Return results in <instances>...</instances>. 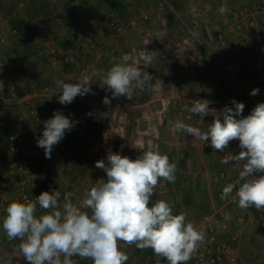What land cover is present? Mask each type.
<instances>
[{
  "label": "crops",
  "instance_id": "obj_1",
  "mask_svg": "<svg viewBox=\"0 0 264 264\" xmlns=\"http://www.w3.org/2000/svg\"><path fill=\"white\" fill-rule=\"evenodd\" d=\"M65 2L63 7L68 8V11L63 15L67 18V26L74 24L68 17H71V11L75 10L78 14L77 23L85 30L87 13H82V1ZM49 8L43 0H0V35L4 37V41L0 43V58L4 65V72L0 76L4 83L3 91H0V193L10 189L14 193L17 192L23 180L12 168L13 164L19 162V158L6 150L5 126H17L27 136L34 132L42 136V121L51 118L56 110L69 116L77 124L78 115L92 94L77 96L72 103H77L79 110L68 113L66 105L58 102V82L75 83L84 74L90 75L96 70L105 72L106 69L101 61L93 58L94 55L87 46L86 42L90 41L86 37L88 31H84L83 36L80 35L81 32L63 35L66 21L63 25L59 18H45ZM256 8L264 9V0H235L228 16L224 14L219 18L220 33L213 37L216 42L214 52L203 46L205 52L201 51V54H198V51L191 56L185 54L186 61L184 60L177 73L173 74L174 92L168 97L165 113L167 144L169 153L177 158L179 185L189 191L188 195L181 197V203L193 202L192 205L197 208L186 212L188 220L193 222L198 230L207 234L206 242L187 264H219L212 263L211 258L221 249L220 255L223 259L225 248L230 249L239 264H264V226L260 225L264 222V212L255 207L247 210L239 208L235 190L227 199L218 197L223 187L234 182L241 171L244 161L221 163L225 155L239 153V141H231L223 152L214 151L210 142L202 145L191 135L173 132L171 127L172 123L179 119L202 130L206 129L213 116L202 118L193 115L191 120L186 119L190 114L185 110V106L190 107L195 99L211 101L209 107L218 111L225 106L234 108L232 100L242 102L245 105L242 113L244 116L250 114L257 103L264 102V11L257 14L254 12ZM219 10L226 11V8L221 7ZM242 10L248 12L240 17L241 21L255 19L256 25L250 29L236 31L233 13ZM45 21L50 22L57 33L49 35L51 31H41ZM11 24L20 27L24 35L20 42L10 35ZM44 32L48 35L41 34ZM62 41L73 48L70 61L66 63L63 56L59 55V49L54 48L56 43ZM236 61L242 63L244 75L234 76L227 71V67ZM256 63L257 69L254 68ZM258 73L262 74L261 81L252 82L253 76ZM91 84L92 91L103 88L96 78L91 80ZM255 88L259 89V93L250 95ZM73 130L74 127L70 135ZM57 146L58 144L54 146L50 159L45 158L44 149L39 148L52 170L57 168L56 151L60 152ZM1 175L5 176L4 179ZM54 185L53 182H48L45 191H53ZM232 197L236 199L234 203ZM3 207L0 203V212H5L6 208ZM225 214L228 215L227 219ZM205 216L208 217L207 221H204ZM123 246L121 244L125 251H140L134 245ZM198 254L203 255L202 262L197 261ZM83 262L92 264L91 260L83 259ZM145 263L168 264V261L155 255L151 258V263H148V258Z\"/></svg>",
  "mask_w": 264,
  "mask_h": 264
},
{
  "label": "clouds",
  "instance_id": "obj_2",
  "mask_svg": "<svg viewBox=\"0 0 264 264\" xmlns=\"http://www.w3.org/2000/svg\"><path fill=\"white\" fill-rule=\"evenodd\" d=\"M142 59L145 63L152 62L150 55ZM94 78L106 86L112 99L129 97L134 84L141 91L150 89L154 79L134 64L114 62L106 72L84 74L75 83L59 81L58 102L68 105L77 96L95 94L91 88ZM3 88L0 80V91ZM258 93L259 89L255 88L250 95ZM102 102L111 104L108 96ZM210 103L207 99H195L190 107L185 106L190 114L187 120L193 115L213 116L206 129L178 119L172 123V131L191 135L202 145L210 142L212 149L220 152L231 141L238 140L239 153L225 155L221 163H244L238 178L223 187L221 199H227L235 190L239 208L255 207L264 212V102L257 103L247 116L242 115L245 107L242 102L232 100L234 108L225 106L219 111L210 108ZM42 123L44 130L37 146L50 159L54 146L66 131H71L74 122L56 110ZM95 167L106 173V179L85 191L84 211L73 203L71 192L64 194L61 204L59 190L43 191L34 202L14 200L7 205L2 229L9 241H20L17 248L27 264H76L73 257L77 256L91 260L92 264H127L129 257L121 244L151 249L168 264H187L206 242V232L198 230L186 212L174 214L173 206L165 200L152 203L161 181L174 183L176 179L177 164L160 152L158 146L150 144L135 159L110 151L106 161L97 160ZM37 207L42 210L40 215Z\"/></svg>",
  "mask_w": 264,
  "mask_h": 264
},
{
  "label": "rangeland",
  "instance_id": "obj_3",
  "mask_svg": "<svg viewBox=\"0 0 264 264\" xmlns=\"http://www.w3.org/2000/svg\"><path fill=\"white\" fill-rule=\"evenodd\" d=\"M43 1L45 5L50 6L44 15L45 18H59L64 25L67 18L63 14L68 8H64L63 3L67 0ZM81 1L84 6L82 13H87L85 30L77 23L78 14L74 10L71 11L72 16L68 17L74 24L67 26L66 21L63 35L81 32L80 35L83 36L88 31L86 37L90 41L86 42L87 46L94 55L93 58L104 64L105 72L114 62L130 63L148 71L154 78L150 89L141 91L134 84L129 97L112 99L111 92L105 90L106 86L93 90L95 94L86 100L85 108L78 115L77 124L74 123L73 133L58 143L60 152L56 151L57 168L52 170L47 183L53 182L55 185L52 190L61 192V204L64 194L71 192L73 203L84 211L86 209L82 202L86 198L85 191L96 186L100 180L106 179V173L96 168L95 162L100 159L106 161L110 151L135 159L151 144L158 146L160 152L167 154L170 160L176 163L177 158L169 153L165 129L167 100L174 92L173 74H176L178 67L184 63L185 54L191 56L197 51L201 54V51L205 52L203 46L214 52L216 42L213 37L220 33L219 18L224 14L228 16L235 0H175L178 6L175 11L166 0ZM221 7H225L226 11L219 10ZM167 11H172L176 17L171 29L166 23ZM9 26L18 31L20 42L21 37L24 38L20 27L13 24ZM42 30L51 31L49 35L57 33L47 21ZM193 32L198 35L193 36ZM41 34L48 35L47 32ZM54 48H58L59 55L62 56L65 52L70 53L73 50L63 41L56 43ZM144 55H150L152 62L145 63L142 59ZM105 96L111 100L110 105L102 102ZM103 113L110 114L104 117ZM175 175L174 183L161 181L155 190L152 203L165 200L173 206L174 214L197 209L192 205L193 202L181 203V197L188 195L189 191L179 185L178 169ZM21 188L15 193L12 189L7 190L8 192L3 190L0 197L4 195L11 198L18 194ZM37 211L38 215L42 212L39 207ZM3 213L5 214L4 211L0 212V264H27L17 248L20 241H9L2 229L5 216ZM126 253L129 257L127 264H146L147 258L148 263H151L148 249L140 250L139 253L127 250ZM73 259L76 264H85L78 256Z\"/></svg>",
  "mask_w": 264,
  "mask_h": 264
},
{
  "label": "built area",
  "instance_id": "obj_4",
  "mask_svg": "<svg viewBox=\"0 0 264 264\" xmlns=\"http://www.w3.org/2000/svg\"><path fill=\"white\" fill-rule=\"evenodd\" d=\"M264 9L256 8L255 13L260 14ZM248 11H235L233 13L234 17V29L236 31H242L244 28H253L256 25L255 19H250L246 22H242L241 18ZM10 34L15 40H19L20 35L15 28L10 30ZM4 41V37L0 35V43ZM64 61L70 60V53L65 52L63 56ZM258 63L254 65V68L257 69ZM227 71L231 75H244V67L240 61L231 63L227 67ZM4 72V65L0 58V76ZM262 79V74H255L252 78V82L259 83ZM72 130V129H71ZM71 131L65 132V137L69 136ZM5 135L7 137L6 150L19 158V162L13 164V170L17 171L23 178L21 191L15 196L8 198L4 195L0 197V203L6 208L7 205L14 201L20 200L24 201H35V198L38 197L43 191H45L46 183L50 179L52 167L49 163L44 160L42 151L39 150L40 147L37 146V139L40 137L38 132H34L30 136L25 135L17 126L6 125L5 126ZM4 175H1V178L4 179ZM218 197H221V193H218ZM236 199L232 197V203ZM38 208V207H37ZM208 217H204V221H207ZM261 226H264V222L260 223ZM211 240H213L211 238ZM224 258H221V249H218L217 255H213L211 258L212 263L219 264H239L237 258L230 249L225 248ZM216 254V253H215ZM203 255L198 254L197 261L202 262Z\"/></svg>",
  "mask_w": 264,
  "mask_h": 264
},
{
  "label": "trees",
  "instance_id": "obj_5",
  "mask_svg": "<svg viewBox=\"0 0 264 264\" xmlns=\"http://www.w3.org/2000/svg\"><path fill=\"white\" fill-rule=\"evenodd\" d=\"M166 2L173 6L174 11L178 10V6H177L175 0H166ZM165 16H166L167 27L169 29H171L172 26L174 25V23L176 22V17L172 11H167ZM79 108H80V106L77 103H70V104L66 105V109H67L68 113L77 112L79 110ZM5 138L7 140L6 135H5ZM149 255H150V258L155 257V254L153 253V251L151 249H149Z\"/></svg>",
  "mask_w": 264,
  "mask_h": 264
}]
</instances>
